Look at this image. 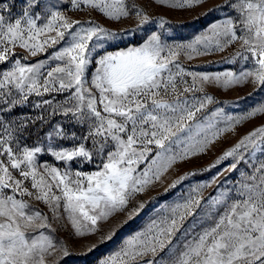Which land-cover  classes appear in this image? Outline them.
Masks as SVG:
<instances>
[{
  "label": "snow or ice",
  "instance_id": "obj_1",
  "mask_svg": "<svg viewBox=\"0 0 264 264\" xmlns=\"http://www.w3.org/2000/svg\"><path fill=\"white\" fill-rule=\"evenodd\" d=\"M203 2L156 0L181 9ZM70 3L72 9L82 10V6L96 9L109 19L129 15L125 0H70ZM39 7L40 0H24L19 15L13 17L12 6L0 0V64L12 58L11 67L0 71V104L4 106L0 112L10 113L33 94L39 97L68 92L53 113L62 110L64 116L71 114L77 124H87V132L81 139L90 141L92 147L80 143L72 148L60 146L58 150L49 145L47 151L57 161L80 158L92 162L96 157L100 164L91 173L60 171L49 165H44L41 173L36 164L37 154L43 151L41 147H21L19 143L16 148L11 146L16 139L14 132L26 129L27 123L13 128L0 117V157L7 158V163L0 160V264H57L54 253L69 254L66 246L54 243L43 232L29 235L34 227H51L47 216L40 211H26L29 205L16 198L18 191L21 196L33 195L22 186L29 178L31 188L37 190L36 200L47 204L54 217L62 208L77 237L95 235L103 231L101 222L106 223L117 214L127 212L125 223L138 217L147 204L140 201L130 207L132 202L150 191L177 162L203 153L235 124L264 114V102H258L245 115L228 117L224 128L200 121L188 123L195 121L205 102L212 103L213 98L205 95L203 99H181L179 91L181 84L187 85L183 93H188L202 91L206 84L215 83L228 89L247 82L257 90L264 89V0H226L219 9L237 12L239 26L230 18L213 24L211 36L197 38L188 45L168 47L166 56L161 55L165 46L159 36L152 35L140 47L106 52L95 59L93 54L104 47L101 42L116 40L117 33L91 21H70L62 11L51 8L41 15L37 12ZM135 14L142 17L141 23L147 22L148 17L140 10ZM238 27L242 34L238 35ZM65 36L68 39L64 46L52 53L48 64L39 61L26 66L15 58L14 48L24 49L35 57L45 52L46 47L64 41ZM236 41L242 43L244 52L253 61V67L239 75L185 72L174 63L181 51L191 59L193 54H209L212 48L223 51ZM202 43L203 50L197 47ZM52 61L60 63L51 66ZM93 62L96 67L89 85L86 73ZM185 75L192 77L191 85L183 79ZM170 95L173 98L166 99ZM52 103L43 100L35 107ZM67 104L71 107H63ZM46 135L50 141L53 136L59 140L75 139V134L69 137L59 124ZM261 145L264 127L244 136L217 163L232 157L230 169L234 171L243 160L241 148H252L254 158L256 151H264ZM10 168L18 170L21 179H16ZM241 177L234 197L221 189L202 205L203 189L211 185L200 184L180 200L161 205L142 229L126 238L114 254L99 264H264V160L254 167L251 175L241 173ZM187 178L184 175L174 180L165 192ZM5 189H11L12 194L5 193ZM114 235V232L101 235L100 240H111Z\"/></svg>",
  "mask_w": 264,
  "mask_h": 264
},
{
  "label": "rangeland",
  "instance_id": "obj_2",
  "mask_svg": "<svg viewBox=\"0 0 264 264\" xmlns=\"http://www.w3.org/2000/svg\"><path fill=\"white\" fill-rule=\"evenodd\" d=\"M12 6V16L19 15L23 7L24 0H2ZM173 0H169V3ZM226 0H204L202 4L193 7L172 8L168 4L156 3V0H125V4L129 10V15L122 16L119 20L109 19L103 13L96 9L84 8L72 9L70 0H40V7L37 9L41 15L45 14L47 8L52 10L62 11L70 21L79 23L93 22L104 29L117 33V39L114 41H102L104 45L102 49H98L93 54L94 59L98 58L100 54L106 52L125 51L128 48L140 47L152 35H157L160 38L162 45L165 46V51L161 53L162 56L167 55L168 47H175L176 45H188L193 43L197 38L211 36L210 29L213 24L222 23L226 19H233L239 26V14L232 9H219V6L224 5ZM135 5L133 8L132 6ZM140 10L148 17L147 22L141 23L142 17H138L135 13ZM7 17V13H5ZM43 20L40 21L42 23ZM77 27L79 24L76 25ZM74 30V29H72ZM238 35L242 34L237 28ZM50 35L54 36L55 33ZM68 37L58 44L46 47L45 52L39 53L33 57L21 48H14L16 54L15 58L20 59L21 63L30 66L39 61L49 63L48 58L54 51L64 46ZM203 50V43L197 45ZM243 53V55H237ZM244 56H249L248 60ZM56 61L51 62V66H55ZM174 63L179 64L185 72L206 73L209 75H223L226 72H234L237 75L241 71L250 70L253 67V61L250 54L244 52L242 43L236 41L228 45L223 51H216L214 48L206 55H195L189 59L185 51H181L176 57ZM12 58L5 64H0V71L8 70L11 67ZM95 63L89 66V71L86 73V78L91 81L92 73L95 71ZM172 67V65H170ZM45 68L43 71H47ZM173 71L177 69L173 68ZM179 79V78H178ZM188 85L192 84V77L185 75L183 77ZM184 84L180 85L179 91L182 93L181 99H203L205 95L213 98L212 103L205 102V107L196 114L195 121L188 123H195L196 121L203 122L205 125L211 123L216 128L226 127L228 117H240L245 115L252 108L256 107L258 102H264V89L257 90L250 82L234 85L228 89L217 86L215 83L206 84L202 91H190L183 93ZM199 87V82L197 83ZM69 93H50L44 96L30 95L23 104L15 106L12 111L0 112L5 122L9 123L13 128H18L21 122L27 123V128L14 132L16 139L12 141V147L16 148L17 143L21 147L27 146L29 148L39 146L43 151L36 156V164L38 171L43 173L44 165H49L58 168L60 171L70 170L71 172L81 171L84 173H91L97 171V165L100 160L94 157L92 162L82 161L77 158L71 162L57 161L48 151L49 145L59 150L60 146L64 148H72L78 146L80 143H85V147L91 149V142H84L81 138L87 132V124L80 125L75 122V118L71 114L64 116L62 110L53 113V108L68 97ZM170 95L166 99L171 100ZM43 100H52V105H43L40 108L35 107L37 103ZM4 107L0 104V108ZM63 107H71V104L63 105ZM43 117V119H39ZM59 124L64 132L71 137L75 134V139L69 138L66 140H59L55 136L50 141L47 139V133L54 130V126ZM259 127H264V114L253 117L249 120H244L227 132L222 133L213 143H211L203 153L197 156L190 157L188 160L179 161L173 165L171 169L157 182L150 191L145 194L138 195L137 199L132 202L131 206H135L140 201H144L147 207L134 220L127 221V212L117 214L108 222H101L103 229L102 233L95 235H85L77 237L75 230L67 219V214L63 209H59L53 216V212L49 206L42 201L36 200L35 196L37 190L31 188V179L23 182V187H27L32 196H21L19 191L16 193V198L21 199L29 205L26 211H40L48 217L50 228H33L29 230V235H38L43 232L49 235L56 244H63L68 248L69 254L67 256H60L54 253L53 259L57 264H99L102 259L114 254L119 249L122 242L132 235L135 231L142 229L149 221L150 217L154 215L156 210L160 209L161 205L172 204L182 197L187 196L191 188L197 187L200 184H210V187L203 189L202 205L206 204L210 197L216 196L218 190H225L230 196H235V189L239 186V181L242 179L241 173L251 175L254 167L259 166V162L264 160V151H256L253 158V149H240L243 160L238 163L236 170H231L230 165L234 162L232 157L223 160L219 163L217 161L229 151L236 144L240 142L244 136L254 131ZM264 148V145H261ZM155 149L153 151L154 155ZM253 159L255 163L253 164ZM7 163V158L0 157ZM244 161H248L245 163ZM215 164V167L212 165ZM249 165H253L250 167ZM144 165H140L143 169ZM16 179H21L18 170L10 168ZM195 173V175H192ZM187 175L188 178L177 185L175 189L165 192V189L179 177ZM215 179V183L212 181ZM56 194H59L57 190ZM5 193L11 195V189H5ZM199 212V209L197 210ZM222 211V209H221ZM192 218H189V223ZM207 223H211L208 221ZM114 232L115 235L111 240L101 242L100 236L107 235ZM159 255H164L160 253Z\"/></svg>",
  "mask_w": 264,
  "mask_h": 264
}]
</instances>
